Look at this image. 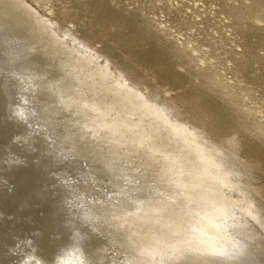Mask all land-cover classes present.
Instances as JSON below:
<instances>
[{
    "label": "bare ground",
    "instance_id": "obj_1",
    "mask_svg": "<svg viewBox=\"0 0 264 264\" xmlns=\"http://www.w3.org/2000/svg\"><path fill=\"white\" fill-rule=\"evenodd\" d=\"M98 46L168 76L172 111ZM177 109L264 141V0H0V264H200L176 244L225 236L232 180Z\"/></svg>",
    "mask_w": 264,
    "mask_h": 264
},
{
    "label": "rangeland",
    "instance_id": "obj_2",
    "mask_svg": "<svg viewBox=\"0 0 264 264\" xmlns=\"http://www.w3.org/2000/svg\"><path fill=\"white\" fill-rule=\"evenodd\" d=\"M31 1L33 3H35V1L37 2L39 0H31ZM152 1L155 2L156 0H152ZM36 6L41 8V9L46 8L45 4H41V5L38 4ZM176 8H177V10L180 9L178 7H176ZM78 10H80V11L84 10V7H80V8H78ZM55 26H57L59 31H60V29L62 31H64L58 25L55 24ZM57 28H56V30H57ZM76 34L78 35L79 33H76ZM170 34L173 37L178 38L179 43H181L183 41L182 43L186 44L187 39L180 38L178 33L175 30H170ZM69 35H71V34H69ZM79 35H81V34H79ZM82 36H84V35H82ZM90 42H93V40L89 39L87 43L90 44ZM109 47L111 48L112 46H109ZM109 47L103 49L102 51H101L99 46L96 47L98 49H95V50L97 51L96 52L97 55L100 56L99 58L104 60V61H107V63L110 65L109 66L110 69L115 74L117 73L119 76H121L123 79L125 78L126 79L125 81L128 82L129 86L134 87L136 90H139L140 88H142L144 83H147V85H148L147 90L148 91L146 90L144 92L145 93L144 96L154 99V102L156 104H158L160 107H162L163 109H164V107L167 108L166 104H164L161 101L160 96L165 98V96L163 94H164V88L169 81L168 76H166L165 74H162L159 77L160 79L158 78L159 82L156 83L157 86H156V84H150L148 76L143 75V74H142L143 76L138 75L139 80L135 81L137 83H134L133 82L134 79L136 80V78H137L135 72H132L129 69V64L126 63L125 60H123L122 56L116 51V49L114 47H112V48L114 49L115 53H113V52L111 53L109 51L110 50ZM192 56H193L192 61L197 60V58H198L197 53H192ZM206 58H207V56H206ZM109 59H111V60H109ZM118 67H119V69H118ZM142 77H144V78H142ZM141 82L143 84H141ZM159 83L161 85H159ZM184 110L186 112L185 108H184ZM171 111H172V109H171ZM173 111H175V109ZM182 111L181 112L177 111L176 114L173 113L171 116L178 119L179 121L181 120L178 117L179 115H181L182 117L184 116V118H183L184 121L185 120L187 121V118L190 119L191 122H189V126H192L193 128H195L198 131L197 132L196 130H192L194 132V134L196 135L195 136L194 134H192V136L194 138H198V139L201 138L203 143L205 144L204 147H206V149H208V151H211V152L214 151L215 158H218L217 162H215L216 163L215 166L218 167V169L220 170V172L223 173L224 176L226 175L227 177H229L230 181L232 180L230 183V186H227V185L225 186V191L227 190L226 195L230 196L234 200V202L232 205H229V206L227 205L228 210L229 211L231 210L232 212H230L229 217H227V219H225V223L230 222V223H232V225L230 226L231 228H229V227L226 228V234L224 237H222L221 239L213 240L212 245L208 244L207 242H204V243L202 242V244H201V243H199L200 241L198 242V244H196V243L191 244L193 246L187 245L186 241H185V243L182 242V243L176 244V245H179V247H177V249H176L177 254L178 255L181 253L182 254L178 257H176V255H175L172 262L176 263L177 259H178V260H184L187 262L195 260V261L200 262V264H231V263L232 264H264V247H263L264 246V233H263L264 232V148H262L259 145H256L251 140V137H249L246 134H243L241 132H237V131L231 132V133L228 132V134L226 133L225 136L223 135V137L221 136L219 139H216L214 141L213 140L214 137L216 138L218 135L213 130H211L210 122H208L206 124L205 123L202 124L204 126L197 127V126L192 124V122H193L192 120H194L191 116L192 114H190V116H187V114H185V112H182ZM249 117L253 118V115L251 114V115H249ZM262 120L264 121V118ZM209 128H210V130H209ZM207 133H208V135H207ZM213 133H215V134H213ZM211 142L216 143L217 145L214 146V145H212ZM259 147H261V148H259ZM210 148H212L213 150ZM211 152H209V153L212 154ZM211 161H214V160H211ZM221 166H223V168ZM227 171H229V172H227ZM241 172H244L243 177L241 175ZM246 181H247V183H246ZM231 187H233V188H231ZM241 201H242V203H241ZM246 203H248V204H246ZM73 205H75V204H73ZM249 211H250V213H247ZM261 217H263V218L261 219ZM237 218H238V220H237ZM229 219H231V220L229 221ZM15 220L19 221L20 219L16 218ZM234 220H235V222H234ZM249 226H251V227H249ZM231 233H233V234L236 233V235L238 237H240V242H239L240 246L233 243ZM3 242H6V245L9 246L10 240H8L7 238H4ZM198 245H200V246H198ZM214 245H220V248H217V247L214 248L213 247ZM205 246H206V248H205ZM207 246H209V247H207ZM210 247H211V249H210ZM215 249L218 251H221V252H219L217 255L213 254ZM199 250H201V251H199ZM185 251L188 253H186ZM163 253H167V252H163ZM184 253H185V255H184ZM214 253H216V252H214ZM249 253L250 254L252 253L251 254L252 257L249 255ZM247 254H248V256H247ZM182 256H183V259H182ZM201 257H203V258H201ZM186 258H187V260H186ZM223 261H225V262H223Z\"/></svg>",
    "mask_w": 264,
    "mask_h": 264
},
{
    "label": "water",
    "instance_id": "obj_3",
    "mask_svg": "<svg viewBox=\"0 0 264 264\" xmlns=\"http://www.w3.org/2000/svg\"><path fill=\"white\" fill-rule=\"evenodd\" d=\"M56 25H58L59 27H61L63 30H65V31H67V33H69V34H71V35H75V36H77V39H79V40H83V42L85 43V44H88L87 42H88V40H84V38L86 39V37H84V36H82V35H77L74 31H72L69 27H67L68 25H66L64 22L62 23V22H56V21H53ZM110 48V47H109ZM110 52L112 53H115V51H114V49L111 47L110 48ZM131 67H129V69L130 70H132V71H134V72H137V73H139L140 74V72L138 71V67H136L135 65H130ZM142 78H144V77H142ZM164 97H161L160 96V99H161V101L164 103V104H166V105H170L169 107L172 109L173 108V105H171L168 101H166V100H164L163 99ZM177 111H178V109H177ZM231 131H233V132H235V131H237V132H241V133H243V134H247L249 137H251L252 139V141L255 143H262V137L261 138H259L258 137V134L255 132V131H252L251 129H247V128H241V127H239V126H233L232 127V129H231ZM264 142V141H263ZM4 238H7L8 240H10V238L9 237H4ZM4 238H2V240H4ZM1 242H3V241H1ZM11 245V241H10V243H9V246ZM12 246V245H11ZM213 254H218V253H214L213 252Z\"/></svg>",
    "mask_w": 264,
    "mask_h": 264
}]
</instances>
